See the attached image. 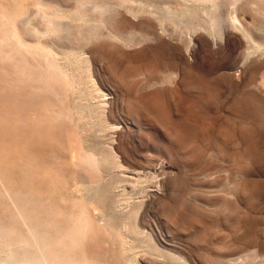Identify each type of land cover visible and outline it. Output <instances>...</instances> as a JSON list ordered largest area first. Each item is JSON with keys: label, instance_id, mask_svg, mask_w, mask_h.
Listing matches in <instances>:
<instances>
[{"label": "rangeland", "instance_id": "1", "mask_svg": "<svg viewBox=\"0 0 264 264\" xmlns=\"http://www.w3.org/2000/svg\"><path fill=\"white\" fill-rule=\"evenodd\" d=\"M0 23V262L264 264V0H0Z\"/></svg>", "mask_w": 264, "mask_h": 264}, {"label": "bare ground", "instance_id": "2", "mask_svg": "<svg viewBox=\"0 0 264 264\" xmlns=\"http://www.w3.org/2000/svg\"><path fill=\"white\" fill-rule=\"evenodd\" d=\"M212 1V0H211ZM6 15V14H5ZM3 19V18H2ZM9 19V18H8ZM8 21V20H7ZM11 22V21H10ZM233 22H234V20H233ZM1 24V23H0ZM9 24V23H8ZM8 29V28H7ZM7 32V31H6ZM11 32V31H10ZM10 34V33H9ZM11 35H13V34H11ZM15 35V34H14ZM11 37V36H10ZM7 38H9V37H7ZM12 39V38H11ZM16 40V39H15ZM19 40V39H18ZM5 41V40H4ZM13 41V40H12ZM17 41V40H16ZM1 42V41H0ZM22 42V41H21ZM13 45V44H12ZM264 51V50H263ZM50 54V53H49ZM52 55V54H51ZM231 125V124H230ZM229 125V126H230ZM234 129V128H233ZM230 138V137H229ZM233 138V137H232ZM231 140V139H230ZM231 144V143H230ZM226 152V151H225ZM234 155H235V153H234ZM236 156H237V154H236ZM229 157V156H228ZM232 159V158H231ZM234 159V158H233ZM238 159H239V156H238ZM233 161V160H232ZM231 161V162H232ZM227 162H229V161H227ZM234 162V161H233ZM237 162V161H236ZM261 185V184H260ZM253 192V191H252ZM249 202V201H248ZM254 203H255V201H254ZM251 204V203H250ZM256 207H257V205H256ZM255 208V207H254ZM260 208V207H259ZM250 209V208H249ZM256 210H257V208H256ZM251 211H254V210H251ZM260 212V211H259ZM254 213V212H253ZM262 214V213H261ZM254 215V214H253ZM257 216V215H256ZM249 218H250V216H249ZM256 218V217H255ZM258 219V218H257ZM247 220V219H246ZM251 220H253V218L251 219ZM255 220V219H254ZM83 221V220H82ZM253 222V221H252ZM260 222V221H259ZM85 224H87V223H85ZM89 224V223H88ZM252 224V223H251ZM75 226V225H74ZM80 226H81V224H80ZM80 226H78L77 227V225H76V229L78 228H81ZM87 227V226H86ZM250 227V226H249ZM248 227V228H249ZM83 229V228H82ZM73 231H75V230H73ZM78 231V230H77ZM79 231H81V230H79ZM78 231V233H80ZM249 231V230H248ZM74 233V232H73ZM77 233V234H78ZM75 235V234H74ZM69 236V235H68ZM241 237V236H240ZM262 237V236H261ZM67 238V237H66ZM70 238V237H69ZM242 238V237H241ZM240 238V239H241ZM32 239V238H31ZM72 239V238H71ZM243 239H244V237H243ZM247 239V238H246ZM260 239V238H259ZM29 241V240H28ZM27 241V242H28ZM24 242V241H23ZM72 242V241H71ZM256 242V241H255ZM10 243V242H9ZM29 243H31V241L29 242ZM66 243V242H65ZM11 244V243H10ZM21 244V243H20ZM67 244V243H66ZM79 244V243H78ZM252 244H253V242H251V241H248V242H246L244 245H243V249H246V250H248V248H250L251 246H252ZM30 245V244H29ZM31 245H32V243H31ZM67 245H69V243L67 244ZM23 246H24V243H23ZM70 246V245H69ZM68 246V247H69ZM234 246V245H233ZM241 246V245H240ZM20 247V246H19ZM33 247V246H32ZM76 247H78V246H76ZM231 248V247H230ZM239 248V247H238ZM238 248H232V249H230V250H232V251H235V250H238ZM2 249V248H1ZM0 249V250H1ZM70 249V248H69ZM4 250H5V248H4ZM6 250H7V248H6ZM11 250V249H10ZM227 250V249H226ZM258 250H259V252H264V242L261 240V241H259V244H258ZM12 252V250L10 251V252H2L3 253V255L5 256V257H3L2 258V262H0V264H56V263H54L52 260H49V258L45 255V256H40V255H37V253H36V255H31V256H29L28 258L26 257V259H23V260H21V261H17V263H16V261H11V253ZM65 252V251H64ZM244 252V251H243ZM250 252V251H249ZM40 253V252H39ZM224 253V252H223ZM251 253V252H250ZM18 254V253H17ZM76 254V253H75ZM231 254V253H230ZM239 254V253H238ZM262 253H260V255H261ZM58 255V254H57ZM223 255V254H222ZM242 255V254H241ZM251 255V254H250ZM17 256V255H16ZM51 256V255H50ZM74 256V255H73ZM261 256H264L263 254L261 255ZM67 257H69V256H67ZM14 258V257H13ZM17 258V257H16ZM52 258H54V256L52 257ZM76 258V257H75ZM182 258V260H185L184 259V257L182 256L181 257ZM262 258V257H261ZM71 259V258H70ZM4 260V261H3ZM19 260V259H18ZM58 260V259H57ZM203 260V259H202ZM261 260V259H260ZM66 261V262H65ZM64 262L65 263H67V260H65ZM82 261V260H81ZM204 261V260H203ZM239 261V260H238ZM15 262V263H14ZM63 262V263H64ZM77 262V261H76ZM64 263V264H65ZM72 263V262H71ZM70 262L69 263H67V264H71ZM75 263V262H74ZM73 263V264H74ZM85 263H87V262H85ZM261 263V262H260ZM62 264V263H61ZM81 264H83L82 262H81Z\"/></svg>", "mask_w": 264, "mask_h": 264}]
</instances>
